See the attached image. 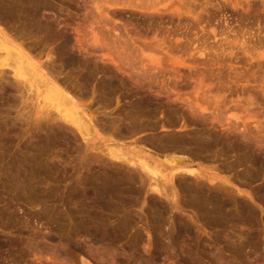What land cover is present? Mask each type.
I'll use <instances>...</instances> for the list:
<instances>
[{
  "label": "rangeland",
  "instance_id": "obj_1",
  "mask_svg": "<svg viewBox=\"0 0 264 264\" xmlns=\"http://www.w3.org/2000/svg\"><path fill=\"white\" fill-rule=\"evenodd\" d=\"M106 1L50 0L55 8L52 13L42 9L38 20L43 26L54 22L50 33L57 34L45 32L43 26L31 29L22 17L18 19L26 22L24 25L20 20L15 22L17 18L9 22L0 19V243L4 244L0 264H113L114 259L126 262L124 258L131 253L135 258L131 264H220L217 256L224 258L222 264H264V0H153L170 10L151 17L117 9L112 10L113 15L109 10L108 18L120 26L130 22L144 27L128 24L131 36L136 34L134 28L142 30L136 51L106 46L115 39L103 16V9L108 11L110 5ZM17 54L34 64L25 69L32 72L29 81L16 77L10 67L15 60L10 57ZM60 94L72 96L77 110L100 120L95 122L98 127L82 129L81 134L71 124L56 122V117L70 113ZM239 131L247 134L246 140L236 135ZM198 134L219 137L217 145L210 152L197 149L199 154L192 151L196 147L186 145L188 150L181 156L188 158L184 161L200 176L189 179L183 174L174 179V172L160 165L168 163L170 157L157 150V141ZM148 139L156 144H149ZM136 146H145L151 160L168 177L161 179L165 183L160 185L162 194L151 193L149 181L141 188L136 179L139 166L132 168L131 164L133 170H129L126 163L117 164L114 150L127 158L135 155L131 159L139 162L142 154ZM27 159L42 167L36 178L29 177ZM16 172L21 174V181L15 180ZM113 174L124 178V184L118 185L122 190L109 180ZM127 176L139 183L126 184ZM208 178L215 179L214 185ZM103 187L114 188L113 193L102 195ZM184 187L196 190L190 193ZM215 194L226 204L218 218L206 208V197ZM121 223H134L130 227L136 230L131 231L139 230L141 239L137 241L131 232L115 235L113 231ZM35 227L44 231L42 238H35ZM84 228L89 234L82 232ZM74 242H79L80 251L73 249ZM9 243L24 244L20 258H10L8 249L13 245ZM54 249L61 253L59 257Z\"/></svg>",
  "mask_w": 264,
  "mask_h": 264
},
{
  "label": "bare ground",
  "instance_id": "obj_2",
  "mask_svg": "<svg viewBox=\"0 0 264 264\" xmlns=\"http://www.w3.org/2000/svg\"><path fill=\"white\" fill-rule=\"evenodd\" d=\"M50 1V0H49ZM49 1H47V0H0V19L1 20H3V21H7V22H9V20H14V19H16L17 18V20H15V22H17V21H21L22 23H23V25H24V23L26 24V22L28 23L27 24V26H30L31 25V29H33L34 27L33 26H37V28H39V29H42V23L38 20V14L39 13H42L41 11H42V9H43V11L44 10H49L51 13H52V9L53 8H55L54 7V5L52 4V2H49ZM59 1V0H58ZM106 1V0H105ZM162 1V0H161ZM172 1V0H171ZM174 1V0H173ZM234 1V0H233ZM245 1V0H244ZM247 1V0H246ZM55 2V1H54ZM104 2V1H103ZM231 3V2H230ZM237 3H239L238 1H237ZM237 3H235V4H237ZM66 4V3H65ZM105 4V3H104ZM106 4H110V5H107V6H109L108 7V11H106L105 12V10L103 9V11H104V13H103V16H104V18L106 19L105 21H106V25L108 26H111V30L113 31V34H114V37H115V39H112L111 41V43H112V45L111 44H108L107 42H106V46L107 47H113V49L115 48V49H117V50H120V49H122V50H126V51H129L128 49H131V50H135L136 51V49L137 50H139L140 48L138 47V45L136 46V44H138L139 42H142V37H140L141 35V31L142 30H140V29H144V27H142V28H140V27H138V25H136L138 28H140V29H138V28H134L133 29V31L135 30V32H136V34L135 35H129V33H128V30H129V26H133V27H136V26H134V25H130V22H128V23H126L125 25L123 24V26H120V24H117L116 22H114V20H110L108 17V15L110 14L109 12V10H111V13H113V11L112 10H118V11H121L120 13H124L125 14V11H129V10H132V11H135V12H139V13H141V15H145V17H147V15H148V17L150 16H153V15H155L156 13H157V16L159 15L158 13H165V11H169L168 9H166L165 8V6H161V4H162V2L160 3V2H158V3H155L153 0H107L106 1ZM105 4V5H106ZM233 4V3H232ZM63 5V4H62ZM248 5H250L249 3H248ZM86 6V5H85ZM172 6V5H171ZM238 6V5H237ZM81 7V6H80ZM84 7V6H83ZM170 7V6H169ZM61 8V7H60ZM86 9V8H85ZM55 11V10H54ZM53 11V12H54ZM60 11V10H59ZM58 11V12H59ZM127 11V12H128ZM131 11V12H132ZM46 12V11H45ZM50 12H48V13H50ZM130 12V11H129ZM175 12V11H174ZM47 13V12H46ZM109 13V14H108ZM133 13V12H132ZM134 14V13H133ZM113 15H114V13H113ZM118 15H120L119 13H118ZM140 15V14H139ZM162 15V14H161ZM39 16H40V14H39ZM102 16V17H103ZM122 16H123V14H122ZM162 16H164V15H162ZM24 18L25 19V21L26 22H24V21H22V19H18V18ZM66 17V16H65ZM71 17V16H70ZM121 17V16H120ZM130 17V16H129ZM59 18V17H58ZM62 18V17H61ZM166 18V17H165ZM39 19H40V17H39ZM53 19V18H52ZM171 20V19H170ZM19 21V22H20ZM55 21V20H54ZM143 21H148V20H143ZM14 22V23H15ZM57 22V21H56ZM135 22V21H134ZM169 22V21H168ZM167 22V23H168ZM1 23V22H0ZM54 23V22H53ZM53 23L52 22H48L45 26H43V28L45 29V32H48V33H50V32H52L53 31ZM133 23V22H132ZM153 23V22H152ZM20 24V23H19ZM128 24H129V26H128ZM137 24V23H136ZM148 24V23H147ZM164 24V23H163ZM173 24V23H172ZM12 25V24H11ZM10 25V26H11ZM68 25V24H67ZM85 25V24H84ZM141 25V24H140ZM139 25V26H140ZM144 25H146V24H144ZM148 26V25H147ZM161 26V25H160ZM181 26V25H180ZM79 27V26H78ZM151 27V26H150ZM149 26H148V28L146 29V30H149V28H150ZM179 28V27H178ZM5 29H7V27L5 28ZM18 29V28H17ZM26 29H28V28H26ZM182 29V28H181ZM83 30V29H82ZM152 30V29H151ZM160 30V29H159ZM171 30V29H170ZM23 31V30H22ZM97 31V30H96ZM126 31H127V33H126ZM132 31V32H133ZM144 33V32H143ZM161 33V32H160ZM170 33H172V32H170ZM186 33V32H185ZM189 33V32H188ZM27 34V33H26ZM47 34V33H46ZM50 34H57V33H50ZM112 34V33H111ZM182 34H184V33H182ZM148 35V34H147ZM189 35V34H188ZM49 36V35H48ZM143 36V35H142ZM154 36V35H153ZM169 36V35H168ZM177 36V35H176ZM184 36V35H183ZM245 36V35H244ZM36 37V36H35ZM38 37V36H37ZM113 37V36H112ZM255 37V36H254ZM258 38V37H257ZM19 39V38H18ZM52 39V38H51ZM168 39V38H167ZM167 39H165V40H167ZM5 40V39H4ZM3 40V41H4ZM8 40V39H7ZM103 40V39H102ZM164 40V39H163ZM50 41V40H49ZM172 41V40H171ZM242 41H244V40H242ZM241 41V42H242ZM246 41V40H245ZM5 42H7V41H5ZM42 43H43V41H41ZM47 42H48V40H47ZM54 42V41H53ZM52 42V43H53ZM56 42V41H55ZM110 42V41H109ZM41 43V44H42ZM49 43V42H48ZM50 43H51V41H50ZM164 43V42H163ZM187 43V42H186ZM218 43V42H217ZM243 43V42H242ZM45 44V43H44ZM47 44V43H46ZM102 44V43H101ZM5 45H6V43H5ZM148 45V44H147ZM41 46V45H40ZM153 46V45H152ZM15 47V46H14ZM147 47V46H146ZM159 47H160V45H159ZM232 47V46H231ZM230 47V48H231ZM46 48V47H45ZM83 48V47H82ZM100 48V47H99ZM144 48V47H143ZM7 49H9V48H7ZM160 49V48H159ZM158 49V50H159ZM10 50V49H9ZM8 50V51H9ZM14 50H16V49H14ZM51 50V49H50ZM86 50V49H85ZM8 51H6L7 52V54L9 55V52ZM13 51V50H12ZM134 51V52H135ZM18 53H19V50L17 51ZM92 52V51H91ZM125 52V51H124ZM16 53V52H15ZM14 53V54H15ZM51 53V52H50ZM48 54L49 56L51 55V54ZM53 53V52H52ZM65 53V52H64ZM120 54L121 53H123V52H119ZM20 54H22V52L20 53ZM44 54V53H43ZM136 54V53H135ZM61 55V54H60ZM122 55V54H121ZM11 56V55H10ZM13 56V55H12ZM49 56H47V57H49ZM53 56V55H52ZM52 56H50V58L52 57ZM86 56V55H85ZM39 57V56H38ZM10 58H15V60L14 61H12L11 62V69L13 70V73L15 74V76L17 77H19V78H21L22 79V81L23 82H26V81H29V77L31 76V74L30 73H32L31 71H30V69L29 70H25L26 68H32V66L34 65H32L30 62H31V60L29 61V59H25L24 58V56L22 57L21 55H19V54H17V56L15 57H10ZM27 58V57H26ZM60 58V57H59ZM11 61V60H10ZM52 61V60H51ZM56 61V60H55ZM33 62V61H32ZM55 63V62H54ZM53 64V63H52ZM81 64V63H80ZM58 65V64H57ZM8 66V65H7ZM8 66V67H9ZM37 67V66H36ZM54 68V67H53ZM34 69V68H33ZM36 69V68H35ZM55 69V68H54ZM12 70H11V72H12ZM52 70V69H51ZM28 71V72H27ZM34 71V70H33ZM148 71V70H147ZM7 72V71H6ZM8 72H10V71H8ZM150 72V71H149ZM0 73H2V72H0ZM5 73V72H4ZM0 75H2V74H0ZM7 75V74H6ZM30 75V76H29ZM39 75V74H38ZM39 78L40 79H42L41 78V76L39 75ZM2 79V78H1ZM3 80V79H2ZM18 82H20V81H18ZM16 85V84H15ZM27 85V84H26ZM25 85V86H26ZM53 85H54V83H53ZM105 85V84H104ZM29 86V85H28ZM28 86H26V88H28ZM54 87H56V86H54ZM116 87V86H115ZM18 88H20V87H18ZM32 88L33 87H31L30 86V91H32ZM64 88V87H63ZM55 89V88H54ZM59 91V90H58ZM61 91H59V93H60ZM64 93V92H63ZM17 94V93H16ZM54 94V93H53ZM58 94V93H57ZM62 94V93H61ZM60 94V95H61ZM66 94V93H65ZM68 95H70V94H68ZM57 96V95H56ZM55 96V97H56ZM68 97V96H67ZM67 97H64V96H62L61 95V99H62V101H63V103L62 104H65V103H67V105H66V107H69V111H70V113L69 114H62V115H60V116H58V117H56L54 120L57 122H60V120L61 121H64V122H66V123H68V124H71V125H73V126H75L76 128H77V130H80L81 132H79V133H83L82 132V129H94L95 127H98V125H95L96 123L95 122H98V121H100V120H96V119H93V118H91V116H88V115H86L85 113H83V112H81V111H79V110H77V103L76 102H73V100L72 99H70V98H67ZM60 98V97H59ZM76 98V97H75ZM59 100V99H58ZM58 100H57V102H58ZM61 101V102H62ZM77 104V105H76ZM132 106V105H131ZM141 107V106H140ZM79 108V107H78ZM86 108V107H85ZM65 109V108H64ZM172 110V109H171ZM88 111V110H87ZM176 111V110H175ZM90 112V111H89ZM152 112V111H151ZM142 113V112H141ZM173 113V112H172ZM106 114V113H105ZM54 116V115H53ZM120 116V115H119ZM45 117V116H44ZM50 117V116H49ZM150 117V116H149ZM98 118V117H97ZM172 119V118H171ZM51 120V119H50ZM40 121V120H39ZM44 121V120H43ZM43 121H41V122H43ZM53 121V120H52ZM54 121V122H55ZM126 121V120H125ZM135 120H133V122H134ZM155 121H157V120H155ZM40 122V123H41ZM55 122V123H56ZM113 122V121H112ZM118 122V121H117ZM142 122V121H141ZM172 122V121H171ZM10 123V122H9ZM39 123V124H40ZM110 123V122H109ZM144 123V122H143ZM60 124V123H59ZM62 124V123H61ZM138 124V123H137ZM53 125V124H52ZM105 125V124H104ZM111 125V124H110ZM147 125V124H146ZM57 126H60V125H57ZM62 126H63V124H62ZM67 126V125H66ZM113 126V125H112ZM39 127V126H38ZM42 127V126H41ZM138 127H140V126H138ZM137 127V128H138ZM153 127H155V126H153ZM67 128V127H66ZM69 129H71V127L69 126L68 127ZM113 128V127H112ZM135 128V127H134ZM64 129V128H63ZM104 129V128H103ZM115 129V128H114ZM128 129V128H127ZM126 129V130H127ZM140 129V128H139ZM142 129V128H141ZM0 130H1V127H0ZM8 130V129H7ZM73 130H75V129H73ZM118 130V129H117ZM131 129H129V131H130ZM137 130L138 129H136L135 131L137 132ZM153 130V129H152ZM236 130V129H235ZM240 130V129H239ZM246 130V129H245ZM212 131V130H211ZM215 132H216V130H214ZM213 131V132H214ZM227 131V130H226ZM225 131V132H226ZM75 132V131H74ZM119 132V131H118ZM131 133L133 132V131H130ZM141 132V131H140ZM214 132V133H215ZM44 133H46V132H44ZM128 133V132H127ZM237 133V132H236ZM74 134V133H73ZM184 134V133H183ZM208 135H211V133H207ZM0 135H1V133H0ZM124 135V134H123ZM134 135V134H133ZM154 135V134H153ZM204 135L205 134H198V135H191V137H185V138H180V137H177V136H171V137H168V138H166V139H160V140H158L157 141V144L155 143V140L154 139H148V142H149V144L150 143H152V144H156V146H157V150H161L160 152H164L167 156H169L170 157V161H168V163H163V162H161L160 163V165L162 166V167H165L167 170H170L171 172L173 171L174 172V174H172V177L174 178V177H176V176H179V177H181L183 174H185V175H187V176H189V179H190V177L191 178H198L200 175L198 174V172H196V169H194V167H192V168H190V166H189V164H187L185 161L188 159V158H186V160L184 159L185 157L184 156H181L182 155V152H183V150H188V147L186 148V145H192V147L194 146V147H196V149H195V151L194 150H192L193 151V153L195 152L196 153V150L198 149V150H202V151H204V149L205 150H209V152H210V150L213 148V147H215V145H217V142H218V138L219 137H216V136H213L212 135V137L211 136H208L207 137V135H205L206 136V138L204 137ZM216 135V134H215ZM237 136H239L240 138L242 137L243 139H245L246 140V135L244 134V133H242V131H239L237 134H236ZM9 136V135H8ZM129 136H131V134L129 135ZM170 136V135H169ZM2 137V136H1ZM235 137V136H234ZM139 138H141V137H139ZM208 138V139H207ZM224 138V137H223ZM233 138V137H232ZM251 138V137H250ZM120 139V138H119ZM125 139V138H124ZM142 139V138H141ZM157 139V138H156ZM8 140V139H7ZM40 140V139H39ZM139 140V139H138ZM228 140V139H227ZM248 140V139H247ZM253 140V139H252ZM141 141V140H140ZM143 141V140H142ZM141 141V142H142ZM223 141V140H222ZM242 141V140H241ZM49 142V141H48ZM244 142V141H243ZM246 142V141H245ZM145 143V142H144ZM255 143H257V142H255ZM2 144V143H1ZM0 144V145H1ZM143 144V143H142ZM146 144V143H145ZM144 144V145H145ZM222 144V143H221ZM229 144V143H228ZM245 144V143H244ZM3 145V144H2ZM1 145V146H2ZM46 145V144H45ZM224 145V144H223ZM234 145V144H233ZM238 145H240V144H238ZM249 145V144H248ZM255 145V144H254ZM260 145V144H259ZM147 146V145H146ZM236 146V145H235ZM140 147V146H139ZM145 147V146H144ZM143 147V148H144ZM227 147V146H226ZM136 148H137V146H136ZM135 148V149H136ZM142 148V149H143ZM5 149V148H4ZM43 149H45V148H43ZM138 149V148H137ZM140 149H141V147H140ZM138 149L137 151H141V154H142V159L139 161V162H136V161H134V160H132L131 159V157L130 158H127L126 157V155H119L120 154V152H119V154H116V153H118V151L116 152L115 150L113 151V152H115V154H114V157H115V159L119 162V163H117V164H124L125 165V163H126V165L128 166H130L131 164V166H133L132 168H135V167H140V169L141 170H137L139 173H137V171H136V169H135V172L137 173V174H139L138 175V177L136 178V179H139L140 181V185L142 184V185H144V187L146 186V181H149V182H151L150 183V188H153L152 189V192L151 193H156V194H162L164 191H162L161 190V188H160V185L161 184H165V183H162V180L164 181V180H168V177L167 176H164L162 173V171L163 170H161L160 168H159V166L155 163V161H152L151 159L153 158L152 157V155L151 154H149V153H147L148 151H145L144 149V151L141 149ZM147 149V148H146ZM151 148H148V150H150ZM239 149V148H238ZM154 150V149H153ZM197 150V152H198V154H199V151ZM215 150V149H214ZM227 150H229V149H227ZM264 150V149H263ZM2 151V150H1ZM132 151H136V150H132ZM145 152V153H143V152ZM232 151V150H231ZM240 151V150H239ZM128 152V151H127ZM186 152V151H185ZM201 152V151H200ZM205 152V151H204ZM129 153V152H128ZM133 154H134V152H132ZM131 153V154H132ZM178 153H181V154H178ZM243 153V152H242ZM2 154V153H1ZM8 154V153H7ZM122 154V153H121ZM132 154V155H133ZM156 154V153H155ZM205 154V153H204ZM3 155V154H2ZM112 155V154H111ZM161 155H162V153H161ZM136 156H137V154H136ZM157 156H160V153L159 154H157ZM209 156V155H208ZM214 156V155H213ZM244 156V155H243ZM5 157V156H4ZM37 157V156H36ZM134 158H135V155L133 156ZM132 157V158H133ZM203 157V156H202ZM20 158V157H19ZM29 158V157H28ZM35 158V157H34ZM157 158V157H156ZM201 158V157H200ZM207 158V157H206ZM212 158V157H211ZM4 159V158H3ZM25 159V158H24ZM202 159V158H201ZM245 159V158H244ZM248 159V158H247ZM2 160V159H1ZM30 160H32V159H30ZM159 160V159H158ZM185 160V161H184ZM207 160V159H206ZM209 160V159H208ZM212 160V159H211ZM17 161V160H16ZM21 161V160H20ZM23 161V160H22ZM28 161V159L26 160V162ZM41 161V160H40ZM116 161V162H117ZM166 161V160H165ZM3 162V161H2ZM24 162V161H23ZM25 162V165L27 166H31L30 167V170L28 169V166L26 167L28 170H29V172H30V175H29V177L31 176L32 178H33V176H35L37 173H39V168L41 167H38L39 165L38 164H34V162L32 161H30V162H27L26 163ZM242 162V161H241ZM238 163V162H237ZM245 163V162H244ZM248 163V162H247ZM0 164H2L1 162H0ZM44 165H45V163H43ZM122 164V165H123ZM242 164V163H241ZM246 164V163H245ZM256 164H258V163H256ZM9 165V164H8ZM18 165V164H17ZM22 165V164H21ZM38 165V166H37ZM49 165V164H48ZM123 165V166H124ZM244 165V164H243ZM6 166V165H5ZM13 166V165H12ZM11 166V167H12ZM14 166H16V165H14ZM131 166L129 167L130 169L129 170H133L132 168H131ZM240 166V165H239ZM18 167H20V165L18 166ZM23 167V166H22ZM21 167V168H22ZM118 167V166H117ZM14 169H16L15 167H13ZM13 168H10V169H13ZM21 168L19 169V168H17V170H20L21 171ZM25 168V167H24ZM47 168H48V166H47ZM46 168V169H47ZM50 168V167H49ZM48 168V169H49ZM23 169V168H22ZM26 169V170H27ZM41 169H42V167H41ZM40 169V170H41ZM45 169V168H44ZM51 169V168H50ZM16 170V171H17ZM117 170V169H116ZM14 172H15V170H13ZM12 171V172H13ZM19 171V172H20ZM23 171V170H22ZM119 171V170H118ZM4 172V171H3ZM11 172V171H10ZM18 172V171H17ZM16 172V175L18 174ZM47 172H49V171H47ZM51 172V171H50ZM116 172V171H115ZM6 173V172H5ZM21 174H22V172H20ZM40 173H43V170L40 172ZM117 173V172H116ZM130 173H133L134 174V172H132V171H130ZM136 173H135V175H136ZM7 174V173H6ZM10 174V173H9ZM13 174V173H12ZM21 174H18L17 176L15 175V180L18 182V180H22V178H21ZM25 174H27V173H25ZM122 174V173H121ZM124 174V173H123ZM122 174V175H123ZM127 173H125V175H126ZM11 175V174H10ZM118 175V174H117ZM116 174H113L110 178H109V180L111 181V183H113L115 186H114V188L117 186L118 187V185H121L122 184V181H123V179L124 178H122V177H118ZM129 175V174H128ZM135 175H133V176H135ZM181 175V176H180ZM185 175H183V176H185ZM37 176H39V175H37ZM92 176V175H91ZM132 176V177H133ZM185 177V181H187L188 180V177ZM11 177H13V175L11 176ZM23 177H24V174H23ZM41 177V176H40ZM43 177V176H42ZM132 177H131V179H129L128 178V176L127 177H125L126 179L124 180V181H126L125 183L126 184H129V185H132V186H134L136 183L138 184L139 182H135V180L134 179H132ZM172 177H171V180H172ZM179 177H177V178H179ZM14 178V177H13ZM35 178H36V176H35ZM163 178H165V179H163ZM176 178V179H177ZM108 179V178H107ZM162 179V180H161ZM175 179V178H174ZM173 179V180H174ZM184 179V178H183ZM182 179V180H183ZM209 179V178H208ZM8 180V179H7ZM14 180V179H13ZM20 180V181H21ZM35 180H37V179H35ZM34 180V181H35ZM39 180V179H38ZM172 180V181H173ZM179 180H180V178H179ZM210 181L209 182H211L212 183V185H214V181H215V179H209ZM12 181V180H11ZM16 181H14V184L15 183H17ZM31 181V180H30ZM45 181V180H44ZM92 181V180H91ZM106 181V180H105ZM153 181V182H152ZM207 181V180H206ZM37 182V181H36ZM35 182V183H36ZM142 182V183H141ZM145 182V183H144ZM169 182H170V180H169ZM189 182V181H188ZM110 183V182H109ZM110 183V184H111ZM135 183V184H134ZM144 183V184H143ZM190 184H191V181L189 182ZM217 183V182H216ZM215 183V184H216ZM224 183V182H223ZM18 184V183H17ZM23 184V183H22ZM91 184V183H90ZM93 184V183H92ZM124 184V183H123ZM122 184V185H123ZM126 184H125V186H126ZM186 184V183H185ZM189 184V185H190ZM21 185V184H20ZM27 185V184H26ZM25 185V186H26ZM29 185V184H28ZM31 185V184H30ZM139 185V186H140ZM142 185H141V188H143L142 187ZM175 185V184H174ZM211 185V186H212ZM219 185V184H218ZM17 186V185H16ZM22 186V185H21ZM113 186V185H112ZM136 186V185H135ZM138 186V185H137ZM138 186V187H139ZM152 186V187H151ZM162 186V185H161ZM195 186V185H194ZM8 187V186H7ZM29 187V186H28ZM35 187V186H34ZM97 187V186H96ZM127 187V186H126ZM125 187V188H126ZM128 187H131V186H128ZM165 187V186H164ZM167 187V186H166ZM213 187V186H212ZM18 188H20V186L18 187ZM22 188V187H21ZM25 188V187H24ZM27 188V187H26ZM99 188V187H98ZM114 188H112V187H103V192H102V195L104 194V195H106V194H108L109 192H111L112 191V189H114ZM119 188V187H118ZM123 188V187H122ZM124 188V189H125ZM133 188V187H132ZM131 188V189H132ZM141 188H139V189H141ZM168 188V187H167ZM185 188V187H184ZM187 188V187H186ZM186 188H185V190H186ZM216 188V187H215ZM214 188V189H215ZM225 188V187H224ZM5 189V188H4ZM9 189V188H8ZM29 189V188H28ZM27 189V190H28ZM36 189V188H35ZM123 189V190H124ZM129 189V188H128ZM130 189V190H131ZM200 189V188H199ZM12 190V189H11ZM22 190H26V189H22ZM31 190V189H30ZM119 190H122V189H120L119 188ZM129 190V191H130ZM133 191H134V188L132 189ZM131 190V191H132ZM137 190V189H136ZM169 190V189H168ZM167 190V191H168ZM171 190H173V192H175L174 190L175 189H173V186H172V189ZM195 188H194V190H193V188L191 189H189L188 188V190H186V191H188V192H195ZM198 190V189H197ZM203 190V189H202ZM201 190V191H202ZM221 190H222V187H221ZM16 191V190H15ZM34 191H36V190H34ZM41 191V190H40ZM100 191V190H99ZM126 191H128V190H125V192ZM148 191H149V189H148ZM166 191V190H165ZM182 191V190H181ZM199 191V190H198ZM208 191V190H207ZM225 191V190H224ZM14 192V191H13ZM32 192V191H31ZM116 192V191H115ZM150 192V191H149ZM17 193V192H16ZM33 193V192H32ZM57 193V192H56ZM97 193V192H96ZM113 192H111V193H109V194H112ZM141 193V192H140ZM139 193V194H140ZM167 193V192H166ZM196 193H200V192H197L196 191ZM195 193V194H196ZM203 193V192H202ZM34 194V193H33ZM36 194V193H35ZM34 194V195H35ZM40 194V193H39ZM43 194V193H42ZM50 194V193H49ZM51 194H53V193H51ZM120 194V193H119ZM132 194V193H131ZM175 194V193H174ZM193 194V193H192ZM219 194V193H218ZM218 194H215V195H210L209 197H206V208H208L207 209V211L209 210L210 212H212L214 215L216 214L217 215V218H218V216H220V214H221V212L223 211V209L225 208V206H226V204L224 203V202H222L221 201V199H220V196H218ZM41 195V194H40ZM86 195V194H85ZM133 195V194H132ZM136 195V194H135ZM171 195V194H170ZM169 195V196H170ZM194 195V194H193ZM198 195V194H197ZM209 195V194H208ZM16 196H18V194H16ZM20 196V197H19ZM18 196V198L20 199L21 198V193H20V195ZM42 196V195H41ZM52 195H50V197H51ZM123 196V195H122ZM198 196H201V195H198ZM205 196V195H204ZM222 196H224V195H222ZM221 196V197H222ZM29 197V196H28ZM35 197V196H34ZM39 197V196H38ZM92 197V196H91ZM100 197H102V196H100ZM149 197V196H148ZM195 198L197 197V196H194ZM202 197V196H201ZM200 197V199L199 198H197V199H199V200H201V199H203V197L201 198ZM42 198V197H41ZM49 198V197H48ZM47 198V199H48ZM56 198H57V196H56ZM98 198V197H97ZM135 198V197H134ZM186 198V197H185ZM32 199H34V198H32ZM36 199V198H35ZM40 199V198H39ZM58 199V198H57ZM61 199V198H60ZM104 199V198H103ZM102 199V200H103ZM106 199V198H105ZM104 199V200H105ZM115 199V198H114ZM117 199V198H116ZM138 199V198H137ZM141 199V198H140ZM190 199V198H189ZM41 200V199H40ZM39 200V201H40ZM45 200V199H44ZM81 200V199H80ZM93 200V199H92ZM96 200V199H95ZM101 200V201H102ZM196 200V199H195ZM17 201H19L18 199H17ZM37 201H38V198H37ZM43 201V200H42ZM49 201H51V199L49 198ZM57 201V200H56ZM94 201V200H93ZM93 201H92V203H89V205H91V204H93ZM96 201H98L99 202V200L97 199ZM117 201V200H116ZM133 201V200H132ZM36 202V201H35ZM41 202V201H40ZM52 202V201H51ZM50 202V203H51ZM55 202V201H54ZM118 202V201H117ZM178 202V201H177ZM191 202V201H190ZM37 203V202H36ZM47 203V202H46ZM97 203V202H96ZM111 203V202H110ZM43 204V203H42ZM123 204V203H122ZM176 204V203H175ZM202 204V203H201ZM200 204V205H201ZM232 204V203H231ZM117 205H118V203H117ZM124 206H125V204H123ZM146 205V204H145ZM172 205V204H171ZM177 205V204H176ZM102 206V205H101ZM119 206V205H118ZM121 206V205H120ZM193 207H194V205H192ZM202 206V205H201ZM201 206H200V208H201ZM203 206H205V205H203ZM9 207V206H8ZM84 207V206H83ZM94 207V206H93ZM158 207V206H157ZM176 207H179V206H176ZM196 207V206H195ZM244 207V206H243ZM13 209V208H12ZM46 209V208H45ZM93 209V208H92ZM97 209H98V207H97ZM117 209V208H116ZM126 209V208H125ZM178 209V208H177ZM245 209V208H244ZM81 210V209H80ZM99 210V209H98ZM118 210H120V209H118ZM160 210V209H159ZM202 210V209H201ZM225 210V209H224ZM6 211H8V210H6ZM61 211V210H60ZM78 211V210H77ZM83 211V210H82ZM92 211V210H91ZM111 211V210H110ZM149 211V210H148ZM151 211H152V209H151ZM205 211V210H204ZM208 211V212H209ZM245 211H247V210H245ZM49 212V211H48ZM48 212H47V214H48ZM62 212V211H61ZM119 212V211H118ZM121 212V211H120ZM227 212V211H226ZM8 213V212H7ZM51 213V212H50ZM53 213V212H52ZM65 213V212H64ZM85 213V212H84ZM99 213V212H98ZM205 213V212H204ZM228 213V212H227ZM6 214V213H5ZM11 214V213H10ZM33 214V213H32ZM31 214V215H32ZM43 214V213H42ZM44 214H46V213H44ZM60 214V213H59ZM75 214V213H74ZM73 214V215H74ZM114 214H116V213H114ZM119 214V213H118ZM159 214V213H158ZM222 214H223V212H222ZM1 215H3V214H1ZM13 215V214H12ZM89 215V214H88ZM94 215V214H93ZM101 215V214H100ZM103 215V214H102ZM110 215V214H109ZM108 215V216H109ZM130 215V214H129ZM155 215V214H154ZM211 215V214H210ZM215 215V216H216ZM32 216H34V215H32ZM47 216V215H46ZM53 216V215H52ZM65 216V215H64ZM81 216V215H80ZM83 216V215H82ZM92 216V215H91ZM97 216V215H96ZM132 216V215H131ZM136 216V215H135ZM153 216V215H152ZM209 216V215H208ZM101 217V216H100ZM106 217V216H105ZM117 217V216H116ZM125 217V216H124ZM130 217V216H129ZM133 217V216H132ZM131 217V218H132ZM212 217H214V216H212ZM245 217V216H244ZM65 218H67V217H65ZM64 218V219H65ZM128 218V217H127ZM131 218L129 219L128 218V220H131ZM135 218V217H134ZM159 218V217H158ZM7 219V218H6ZM33 219V218H32ZM153 219V218H152ZM11 220V219H10ZM20 220V219H19ZM22 220V219H21ZM48 220V219H47ZM59 220V219H58ZM63 220V219H62ZM67 220H68V218H67ZM95 220H97V218L95 219ZM126 219H124V221H125ZM157 220H159V219H157ZM161 220V219H160ZM24 221H25V219H24ZM82 221V220H81ZM93 221H94V219H93ZM78 222V221H77ZM83 222V221H82ZM95 222V221H94ZM109 222V221H108ZM122 222V221H121ZM129 222H131V221H129ZM134 222V221H133ZM165 222V221H164ZM30 223V222H29ZM62 223H63V221H62ZM91 223V222H90ZM104 223V222H103ZM152 223V222H151ZM16 224V223H15ZM35 224V223H34ZM56 224V223H55ZM92 224V223H91ZM97 224V223H96ZM95 224V225H96ZM122 224V223H121ZM126 224V223H125ZM121 225V226H119L115 231H113L114 233H115V235L116 234H126L127 235V232L128 233H130L131 232V235H133L132 237H134L136 240L138 239V240H140L141 239V234H140V232H139V230H137L136 232H134V233H132V231H134V230H136V229H132L133 227H130V225H133V224H130L129 226L128 225ZM129 224V223H128ZM158 224V223H157ZM32 225V224H31ZM45 225V224H44ZM80 225V224H79ZM90 225V224H89ZM152 225V224H151ZM160 225V224H159ZM36 226V225H35ZM38 226V225H37ZM43 226V225H42ZM61 226V225H60ZM153 226V225H152ZM155 226V225H154ZM162 226H163V224H162ZM15 227V226H14ZM21 227V226H20ZM106 227V226H105ZM160 227H161V225H160ZM43 228V227H42ZM78 228V227H77ZM103 228V227H102ZM112 228V227H111ZM135 228V227H134ZM154 228H156V227H154ZM157 228H159V227H157ZM22 230H23V228H21ZM33 229H36V230H32L33 232H34V236H35V238H42L43 237V235H44V231H42V230H40V229H38L37 227H35V228H33ZM74 229V228H73ZM82 229V228H81ZM47 230H48V228H47ZM46 230V233H49L48 231ZM49 230H50V228H49ZM77 230V229H76ZM79 230V229H78ZM114 230V229H113ZM132 230V231H131ZM153 230V232H154V229H152ZM62 231V230H61ZM75 231V230H74ZM110 231V230H109ZM159 231H160V229H159ZM171 231V230H170ZM169 231V232H170ZM23 232V231H22ZM21 232V233H22ZM32 232V233H33ZM82 232L86 235V234H89V231H87L85 228L82 230ZM91 232V231H90ZM97 232V231H96ZM103 232V231H102ZM152 232V231H151ZM173 232V231H172ZM80 233H81V231H80ZM80 233L78 232L77 234L78 235H80ZM142 233V232H141ZM149 233V232H148ZM176 233V232H175ZM82 234V233H81ZM110 234V233H109ZM113 234V233H112ZM111 234V235H112ZM162 234V233H161ZM63 235V234H62ZM91 235V234H90ZM58 236H60V235H58ZM94 236H95V234H94ZM175 236V235H174ZM32 237V236H31ZM72 237V236H71ZM106 237V236H105ZM109 237V236H108ZM131 237V238H132ZM156 237H157V235H156ZM88 238V237H87ZM23 239V238H22ZM28 239V238H27ZM44 239V238H43ZM67 239H69V238H67ZM76 239V238H75ZM103 239V238H102ZM116 239V238H115ZM134 239V240H135ZM73 239H69V242H71ZM137 240V241H138ZM150 240H151V238H150ZM150 240H149V242H150ZM159 240V239H158ZM231 240V239H230ZM35 241V240H34ZM36 241H37V239H36ZM74 241V240H73ZM118 241V240H117ZM136 241V242H137ZM21 242V241H20ZM41 242V241H40ZM57 242V241H56ZM55 242V243H56ZM59 242H61V241H59ZM135 242V241H134ZM152 242V241H151ZM150 242V243H151ZM2 243V242H1ZM0 243V250L1 249H3L4 248V244L2 245ZM13 243H15V241L13 242ZM12 243V245H10V243H9V245L10 246H12L11 247V249H8V250H10V258H12L13 259V257H18V258H20L19 256V254L18 253H20V250H23V248H22V245H24V244H17V245H14ZM17 243V242H16ZM34 243H36V242H34ZM39 243V242H38ZM44 243V242H43ZM66 243V242H65ZM73 243V242H72ZM71 243V244H72ZM78 243V244H77ZM77 243H75L74 242V246H76L75 248H73V249H78L79 251H80V245H79V242H77ZM174 243V242H173ZM7 244V243H6ZM25 244H27V243H25ZM40 244V243H39ZM46 244V243H45ZM61 244H62V242H61ZM79 245V246H77V245ZM21 245V246H20ZM29 245H31V244H29ZM33 245V244H32ZM36 245V244H35ZM60 245V244H59ZM67 245L68 244H64L63 243V246H65V247H67ZM86 245V244H85ZM9 246V247H10ZM45 246V245H44ZM50 246H52V245H50ZM62 246V245H61ZM71 246V245H70ZM150 246V245H149ZM152 246V245H151ZM17 247V248H16ZM20 247V248H19ZM27 247V246H26ZM37 247H40V245L39 246H36V250L38 249ZM59 247V246H58ZM58 247H57V249H58ZM7 248H8V246H7ZM22 248V249H21ZM28 248H30V247H28ZM60 248V247H59ZM63 248V247H62ZM61 248V249H62ZM88 248V247H87ZM86 248V249H87ZM152 248V247H151ZM32 249V248H31ZM43 249V248H42ZM49 250L50 249H52V248H48ZM66 249H68V248H66ZM72 249V248H71ZM131 249V248H130ZM129 249V250H130ZM35 250V251H36ZM63 250V249H62ZM92 250H93V247H92ZM92 250H90V251H92ZM237 250H239V249H237ZM3 251V250H2ZM27 251V250H26ZM25 251V252H26ZM40 251V250H39ZM43 251V250H42ZM57 251V250H56ZM231 251V250H230ZM243 251V250H242ZM51 252H52V250H51ZM54 252H55V249H54ZM53 252V253H54ZM59 252V251H58ZM61 252V251H60ZM67 252V251H66ZM132 252H134L133 250H132ZM148 252V251H147ZM150 252V251H149ZM234 252V251H233ZM236 250H235V254H236ZM245 252V251H244ZM38 253V252H37ZM36 252H35V254H37ZM43 253V252H42ZM55 253H57V252H55ZM64 253V252H63ZM62 253V254H63ZM72 253H74V252H72ZM77 253V252H76ZM218 253V252H217ZM23 254V253H22ZM39 254V253H38ZM59 254H61V253H57V256L59 257L60 255ZM245 254V253H244ZM29 255V254H28ZM32 255V254H31ZM48 255V254H47ZM54 255V254H53ZM65 255V254H64ZM75 255H77V254H75ZM126 255V254H125ZM133 254L131 253V255L130 256H127L126 257V259L124 258V260H126V262H117V260H115L114 259V262H113V264H131L132 263V261L135 259V258H133V256H132ZM138 255V254H137ZM241 255V254H240ZM1 256V255H0ZM11 256H13V257H11ZM33 256H34V253H33ZM49 256V255H48ZM57 256H55L56 257V260L58 261V257ZM67 256V255H66ZM65 256V257H66ZM68 256H70V255H68ZM67 256V257H68ZM93 256H94V254H93ZM93 256H91V257H93ZM124 256V255H123ZM135 256V255H134ZM212 256V255H211ZM53 258H54V256H52ZM51 257V258H52ZM76 257V256H75ZM74 257V258H75ZM125 257V256H124ZM216 257V256H215ZM242 257H244V256H242ZM246 257V256H245ZM52 258V259H53ZM73 258V257H72ZM88 258V257H87ZM219 258V259H218ZM9 259V258H8ZM61 259V258H60ZM59 259V261H61ZM68 259V258H67ZM70 259H71V256H70ZM121 259V258H120ZM123 259V258H122ZM217 259L220 261V264H222L221 262V260H224V258L222 259V258H220V257H218L217 256ZM229 259V258H228ZM16 260V259H15ZM15 260H12L11 262H15ZM63 260V259H62ZM76 260V259H75ZM195 260V259H194ZM211 260V259H210ZM227 260V259H226ZM74 261V260H73ZM119 261V260H118ZM122 261V260H121ZM185 261V260H184ZM212 261V260H211ZM49 262V261H48ZM65 262V261H64ZM72 262V261H71ZM71 262H69L70 264H71ZM98 262V261H97ZM186 262H188V261H186ZM218 262V261H217ZM227 262V261H226ZM237 261H235V263H236ZM243 262V261H242ZM246 262V261H245ZM10 263V262H9ZM16 263V262H15ZM15 263H13V264H15ZM53 263V262H52ZM68 263V264H69ZM109 263V262H108ZM134 263V262H133ZM144 263H146V262H144ZM194 263H196V261L194 262ZM225 263V262H224ZM12 264V263H11ZM40 264H42L41 262H40ZM56 264V263H55ZM60 264V263H59ZM85 264V263H84ZM100 264V263H99ZM107 264V263H106ZM192 264V263H191Z\"/></svg>",
  "mask_w": 264,
  "mask_h": 264
}]
</instances>
